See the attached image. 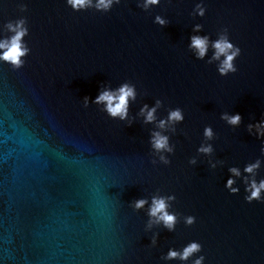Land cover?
Instances as JSON below:
<instances>
[{
    "label": "water",
    "instance_id": "water-1",
    "mask_svg": "<svg viewBox=\"0 0 264 264\" xmlns=\"http://www.w3.org/2000/svg\"><path fill=\"white\" fill-rule=\"evenodd\" d=\"M199 2L121 0L102 13L0 0V37L11 35L5 21L24 18L30 49L20 69L0 62V264H193L201 255L204 264H264V202H246L239 178V193L224 188L233 166L243 174L259 160L247 175L264 177V135L249 128L264 119V0H203V16ZM157 13L166 25L152 22ZM225 29L241 53L237 71L221 75L211 41ZM193 34L209 37L202 58ZM125 81L136 92L126 118L92 102L101 86ZM144 104L155 106L153 121ZM174 108L183 119L169 122ZM154 131L172 151L152 147ZM153 196H174L172 229L150 223ZM139 199L147 202L137 208ZM191 241L202 247L165 259Z\"/></svg>",
    "mask_w": 264,
    "mask_h": 264
},
{
    "label": "clouds",
    "instance_id": "clouds-1",
    "mask_svg": "<svg viewBox=\"0 0 264 264\" xmlns=\"http://www.w3.org/2000/svg\"><path fill=\"white\" fill-rule=\"evenodd\" d=\"M121 0H65L66 6H69L73 11H82L88 9H94L97 12L106 13L109 12L114 5L120 4ZM161 0H143L142 5H137L143 9H148L151 5H159ZM22 8H25L26 5H21ZM195 14L203 16L206 12V6L201 2L195 5ZM152 22L160 26H164L168 21L160 15L159 13L155 14ZM4 27L11 33L4 37H0V62L6 63L11 66L12 69H20L25 61L21 59L25 56L30 49L23 41V37L28 33V27L26 25L24 18H19L16 20H7L4 22ZM201 25H194V29H200ZM209 37L207 35L193 34L190 36V48L196 50L197 57H204L205 53L209 47ZM211 46L215 49L213 53V59L220 60L217 71L221 75H226L228 72H236L237 68L233 64V60L241 53V48L238 44H233L227 35V29L225 32L218 36L214 41H211ZM223 56V59H220ZM135 85L130 84L125 81L122 82L118 87L111 88L108 86H101L98 89V94L92 98V102L96 104H103L104 111L107 112L109 116L117 117L121 119L126 118L129 100L135 99ZM89 102V97L85 96L84 104L87 106ZM159 103V101H157ZM140 112L144 114L146 121H153L155 119L154 112L155 106L149 107L147 104H144L140 108ZM224 119L230 124H237L240 121V114L235 113L231 116L228 114L223 115ZM183 119V113L180 108L172 109L167 117L169 122L179 121ZM165 125V120L161 119L159 121V126L163 128ZM256 128L257 135H264V119L257 121L254 125L250 124L249 128ZM212 129L206 127L204 129V135L206 137L212 136ZM151 144L154 149L157 151L164 149L167 151H172L171 147L168 144V138L166 135H162L159 131H154L151 136ZM199 152L210 153L212 151V146L201 145L197 149ZM261 151L264 152V146H262ZM161 160H164L167 163V159L161 155ZM190 163H195V158H193ZM260 161L256 160L255 162L248 163L244 165L243 174L241 170L235 166L230 167L228 172L227 179L224 182V188L228 190L231 194H237L240 192V185L237 184V178L240 179V182L244 187L243 199L251 203L254 200L258 202H264V177L256 178L255 175H247L248 173H253L254 169L259 168ZM174 199V196H153L151 205L149 206V216L154 217L155 221L152 222H163V224L172 229L176 222L175 213H170L167 211V200ZM147 201L145 199H139L135 201V207H142ZM195 220V217L189 216L186 218V223H192ZM153 243H155V238H153ZM202 245L199 242L191 241L186 244L182 250L170 248L167 252L165 259H171L179 257L181 260L187 259L193 252L198 251ZM205 256L201 255L197 257L193 264H204Z\"/></svg>",
    "mask_w": 264,
    "mask_h": 264
}]
</instances>
